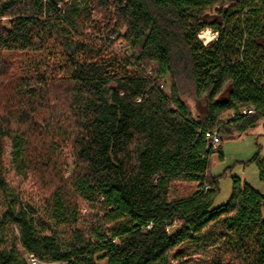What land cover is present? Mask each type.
<instances>
[{"label":"trees","instance_id":"1","mask_svg":"<svg viewBox=\"0 0 264 264\" xmlns=\"http://www.w3.org/2000/svg\"><path fill=\"white\" fill-rule=\"evenodd\" d=\"M262 120L264 0H0V264H264V195L214 206L206 138Z\"/></svg>","mask_w":264,"mask_h":264},{"label":"rangeland","instance_id":"2","mask_svg":"<svg viewBox=\"0 0 264 264\" xmlns=\"http://www.w3.org/2000/svg\"><path fill=\"white\" fill-rule=\"evenodd\" d=\"M7 23V21H4ZM218 33L214 32L210 28H206L200 32L198 38L209 46L216 41ZM169 80L163 83L165 91H169ZM188 87V86H187ZM185 100L193 107L195 112H198L197 104L191 96L185 97ZM230 118V116L228 117ZM227 118V119H228ZM220 145L222 146L223 158L220 159L218 154H214L211 159L210 173L214 177H219L220 191L215 200L214 206L225 204L231 195L233 179L239 178L252 186L256 191L264 193V183L261 182L259 171L255 163H251L254 156L259 153L261 157H264V120L260 121L253 128L247 132L239 135L235 133L233 138L228 140H222ZM71 161L67 170V175H70L72 171ZM10 179L15 187H19L22 194L26 196V200L30 197L38 200L37 192L33 188L32 183L29 180L24 183L21 178L15 176L14 173L10 175ZM184 190H190L196 185H185ZM88 211L87 208L84 209ZM193 260L190 264H207L206 257L210 256L211 250L206 248H199V250L192 251ZM39 264H57V263H39Z\"/></svg>","mask_w":264,"mask_h":264},{"label":"built area","instance_id":"3","mask_svg":"<svg viewBox=\"0 0 264 264\" xmlns=\"http://www.w3.org/2000/svg\"><path fill=\"white\" fill-rule=\"evenodd\" d=\"M240 113L243 115H249V114H254L255 110L253 108H245V109H242ZM206 138L212 145L213 150L217 151L221 143V138H220L218 131L206 133ZM27 259H28L29 264H39L40 263L38 259H36L33 255H30Z\"/></svg>","mask_w":264,"mask_h":264},{"label":"crops","instance_id":"4","mask_svg":"<svg viewBox=\"0 0 264 264\" xmlns=\"http://www.w3.org/2000/svg\"><path fill=\"white\" fill-rule=\"evenodd\" d=\"M259 192L264 195V193H262L261 191H259Z\"/></svg>","mask_w":264,"mask_h":264}]
</instances>
